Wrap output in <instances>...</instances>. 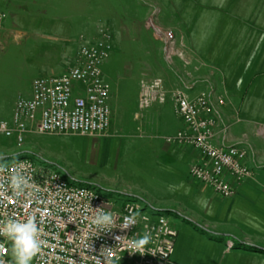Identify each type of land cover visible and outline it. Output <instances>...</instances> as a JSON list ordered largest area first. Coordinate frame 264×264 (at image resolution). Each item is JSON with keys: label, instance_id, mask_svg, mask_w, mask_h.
Segmentation results:
<instances>
[{"label": "rangeland", "instance_id": "obj_1", "mask_svg": "<svg viewBox=\"0 0 264 264\" xmlns=\"http://www.w3.org/2000/svg\"><path fill=\"white\" fill-rule=\"evenodd\" d=\"M0 13V119L9 124L16 99L29 96L35 78L59 74L74 64L81 36L89 42L101 28L111 35V52L102 65L110 87V129L97 137L27 134L20 146L14 136L0 135V162L28 158L112 201H135L147 213L162 214L175 228L180 226L174 258L194 264L225 262L208 240L226 245L230 239L234 243L228 248L239 246L247 229L238 219L264 209L259 188H264V175L240 184L230 199L213 197L189 179V158L179 156L175 147L164 150L162 139L183 126L170 103L175 90L206 92L216 107H231L223 94L229 88L213 80L215 69L201 61L192 45L202 34L198 45L216 54L218 62L231 64L225 68L230 78H241L253 53L250 45H257L254 53L262 52L264 0H0ZM149 22L182 40L190 65L178 58L164 61ZM152 79L162 81L166 103L143 111L138 108L140 81ZM255 79L257 96L249 95L245 109L264 123L263 90L260 78ZM29 262L26 257L22 264Z\"/></svg>", "mask_w": 264, "mask_h": 264}, {"label": "built area", "instance_id": "obj_2", "mask_svg": "<svg viewBox=\"0 0 264 264\" xmlns=\"http://www.w3.org/2000/svg\"><path fill=\"white\" fill-rule=\"evenodd\" d=\"M3 19L0 13V27ZM147 28L160 42L165 62L178 58L191 64L182 40L170 30L152 22ZM80 40L71 67L35 78L29 96L16 99L11 124L0 119V135L14 136L20 146L27 134L97 137L110 129V87L102 65L111 52V35L101 28L89 42ZM213 101L206 92L190 96L175 90L170 103L183 126L163 141L195 152L189 179L230 199L254 170L243 145L219 142ZM165 103L160 79L140 81V110ZM177 234L167 217L147 213L135 201H112L28 158L0 162V264H22L26 257L29 264H174Z\"/></svg>", "mask_w": 264, "mask_h": 264}, {"label": "crops", "instance_id": "obj_3", "mask_svg": "<svg viewBox=\"0 0 264 264\" xmlns=\"http://www.w3.org/2000/svg\"><path fill=\"white\" fill-rule=\"evenodd\" d=\"M3 1L4 3L8 4L11 2L15 3L18 0H3ZM45 11L46 10L44 8L43 10H41V13L42 12L45 13ZM210 17L211 16H209L208 19ZM226 17L227 16L223 18L226 19ZM201 35L202 34L198 36L196 45H192L195 53L206 66L215 69L214 70L215 73L212 74L214 76L213 80L217 84H219L220 81H223L225 87L229 88V89H225V93L223 94L225 98L230 101L231 107L225 109L219 107L218 105L217 107L215 106L216 117H217V127H216L217 138L220 143L226 145H243L248 152L247 163L250 167L252 166L251 168H253L254 170V175L252 178H254V176L260 177L264 175V131L262 133L260 132V126L264 125V123L261 122L257 123L254 117H252V115L254 114L248 113L245 108H246L247 100L250 97L249 95L253 93L255 96H257L255 94L257 92L255 93L253 92L254 84H256L257 81L255 78L257 79L260 78L261 85L259 87V91L263 90V92H261V95H264V45H261L262 47L259 46L260 49H262L261 54L254 53V51L257 49V45H255L254 43L250 45V50L251 52H253L251 54V60L248 63L244 62L245 64H243L244 65L243 67L245 69L244 68L242 69L243 71L242 77L236 79V78H230V76L228 75L229 73L225 71L226 70L225 68L230 67L231 64H229L228 62L224 63V61L218 62L220 60L216 54L214 55L210 52L208 48L198 45ZM254 66H258V67L252 68ZM230 75L232 77L236 76V74L234 73H230ZM202 76L205 77V79L210 78V76L209 75L206 76V74H202ZM195 94L196 92L194 91H191V93H189L190 96H194ZM258 112L259 110L257 109V113ZM235 125L237 126L239 125V127H237L236 129L234 128ZM181 128L182 126L177 128L176 131ZM163 145H164L163 146L164 150L167 151L169 150L170 147H175L179 152V156H182V158H185V156L186 158H189V167L197 159L196 153L190 149H186V148L180 149L179 147H176L174 145H167L165 143ZM186 152H188V155L185 154ZM259 188H260V196L264 197V188L262 187ZM213 197L216 196L213 195ZM254 212L255 213L248 214L247 216L240 217L241 219L240 218L238 219L239 224L240 222H244V225L242 227L247 229V231H244L246 232V235L241 237L239 236L240 238V241H238L239 246L234 245L233 247L230 246L228 248L229 243H234L230 239L226 241L227 243L226 245L222 244L223 241L221 242L211 239L208 240L209 243L216 246V248L220 252V255L225 259V262H220L219 264H235L234 260H232L234 259V257L240 259L242 264H264V242L256 238L261 236L262 239H264L263 238L264 209L261 206V209L255 210ZM179 227L180 226H177V228L174 227L177 233ZM192 233L198 235L196 231ZM177 240H178V234L174 246V252L171 257L172 262L174 264H194L195 262L185 261L183 258L181 259L174 258ZM229 257L231 258L228 259ZM198 264H212V263L200 262Z\"/></svg>", "mask_w": 264, "mask_h": 264}]
</instances>
